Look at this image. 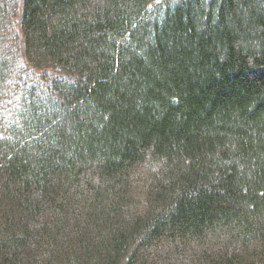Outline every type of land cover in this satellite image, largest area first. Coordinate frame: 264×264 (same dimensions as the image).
Segmentation results:
<instances>
[{
	"label": "trees",
	"instance_id": "16d2710c",
	"mask_svg": "<svg viewBox=\"0 0 264 264\" xmlns=\"http://www.w3.org/2000/svg\"><path fill=\"white\" fill-rule=\"evenodd\" d=\"M0 264H264V0H0Z\"/></svg>",
	"mask_w": 264,
	"mask_h": 264
}]
</instances>
